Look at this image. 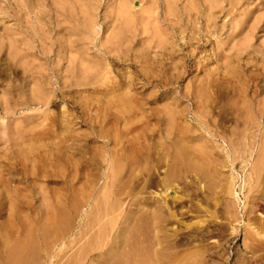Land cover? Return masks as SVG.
Listing matches in <instances>:
<instances>
[{"label":"rangeland","instance_id":"374dc122","mask_svg":"<svg viewBox=\"0 0 264 264\" xmlns=\"http://www.w3.org/2000/svg\"><path fill=\"white\" fill-rule=\"evenodd\" d=\"M263 124L264 0H0V264H264Z\"/></svg>","mask_w":264,"mask_h":264},{"label":"bare ground","instance_id":"6f19581e","mask_svg":"<svg viewBox=\"0 0 264 264\" xmlns=\"http://www.w3.org/2000/svg\"><path fill=\"white\" fill-rule=\"evenodd\" d=\"M83 5H84L83 3H80L81 7H83ZM256 115H261V113L257 112ZM199 122H200V125L202 126V128L205 129V130H203V132H204L203 136L207 140L208 137L205 136V134H206V132H210V131L205 126L206 125L205 121L201 120ZM210 136L215 137V133L210 134ZM261 138L264 140V137H261ZM236 140H238V142L240 141V139H238V138L228 139L226 141L227 144L224 143V145L227 146V149L224 150V148L220 147L219 152H222V154L219 153V156L220 157L224 156L225 158H228V156H229L228 151H232L233 146L235 144H237ZM245 144H246L247 148H244V150L247 151L248 154L254 158V161H252L251 166H250V172L248 174V178H249V180H251V182L248 186V189H249V191L253 192L255 188L257 190H258V188H260L261 196L259 198L261 200H264V144H257L255 138H253V143H252L253 145H248V143H245ZM205 154H206V151H205ZM228 184H229L230 190L232 191L233 199L235 198V200L240 201L239 193L235 189V183L233 184V182L228 181ZM226 205H229V203ZM233 207H234V205H233ZM254 208H255V205L252 204V206H250V208L247 209L246 213H247L248 218L246 221H241V222L239 221V223H240L239 227L244 234L245 247L248 250H250L253 255H256L255 258L254 257H252V258L253 259L257 258V259L261 260V263H264V213H262V211H261L258 214L259 217H255V216L253 217L250 214L253 213ZM204 210L208 211L206 208ZM227 213H229L228 207H227ZM230 214H229V216H230L231 220L227 219L225 226H227L228 230L230 229L232 232H237L238 228L235 225H232L231 222L237 221L240 218V216H243V214L241 215V210L239 211V207H237V210L234 209V212L231 211ZM162 217H163V209L159 205L155 206V210L153 211V219H154L153 225H154V229H155L154 235H155V241L159 244L161 241V238L159 237V233L162 232L164 236L166 235V227L161 224V222L163 221ZM225 228L226 227H224V229ZM223 235H224V233H223ZM261 235H263V236H261ZM220 245H221V242H220ZM161 249H163V248L160 247L158 250H161ZM167 249H169L168 245H166V248L164 247L165 251H167ZM219 258L221 259L223 257L221 256ZM237 258H239L243 261H246L247 259L248 260L252 259L251 257L248 258L245 255H242L240 253H237ZM255 263L257 264V261H255ZM259 263H260V261H259ZM218 264H223V262L221 261Z\"/></svg>","mask_w":264,"mask_h":264}]
</instances>
